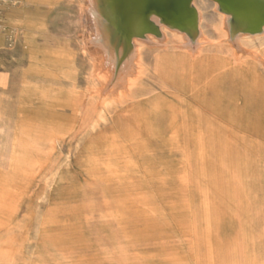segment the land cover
Here are the masks:
<instances>
[{"label": "rangeland", "instance_id": "1", "mask_svg": "<svg viewBox=\"0 0 264 264\" xmlns=\"http://www.w3.org/2000/svg\"><path fill=\"white\" fill-rule=\"evenodd\" d=\"M202 1L105 104L83 0H0V264H264V33Z\"/></svg>", "mask_w": 264, "mask_h": 264}, {"label": "bare ground", "instance_id": "2", "mask_svg": "<svg viewBox=\"0 0 264 264\" xmlns=\"http://www.w3.org/2000/svg\"><path fill=\"white\" fill-rule=\"evenodd\" d=\"M199 1L201 0H191L192 13L182 20L185 21L183 24H176L164 14L151 11L155 0H83V12L94 33L88 43L93 56L100 64L101 78L105 79L102 91L105 104L113 103L116 99L121 102L126 95L133 81V74L142 65L137 52V45L141 41L155 44L159 38L165 39L169 32L175 36L182 49L192 55L198 52L197 45H201L205 38V9L207 10L200 6ZM203 1L214 9L219 20L217 31L223 45L234 50L237 59L247 55L242 41L263 36L261 34L264 33V0H261V7L259 6L257 11L263 18V24L260 25L255 13H241L222 0ZM28 4L29 2H26V6ZM97 70L99 71V67Z\"/></svg>", "mask_w": 264, "mask_h": 264}, {"label": "water", "instance_id": "3", "mask_svg": "<svg viewBox=\"0 0 264 264\" xmlns=\"http://www.w3.org/2000/svg\"><path fill=\"white\" fill-rule=\"evenodd\" d=\"M226 4L228 3L234 10H238L241 13L250 12L258 15L260 24H263V18L257 12L259 6L261 7V0H222ZM191 0H159L152 4L151 11H157L160 14L171 18L176 24H183L185 18L192 13L190 9ZM264 5V4H263Z\"/></svg>", "mask_w": 264, "mask_h": 264}]
</instances>
